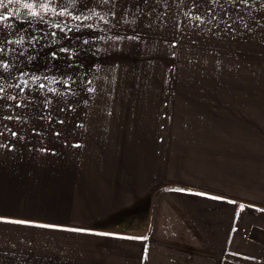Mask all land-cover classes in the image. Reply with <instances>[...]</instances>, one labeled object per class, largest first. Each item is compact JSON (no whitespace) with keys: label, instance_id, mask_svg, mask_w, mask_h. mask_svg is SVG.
Instances as JSON below:
<instances>
[{"label":"crops","instance_id":"obj_1","mask_svg":"<svg viewBox=\"0 0 264 264\" xmlns=\"http://www.w3.org/2000/svg\"><path fill=\"white\" fill-rule=\"evenodd\" d=\"M231 102L176 137L115 112L0 110V264H264L234 236L264 244V102Z\"/></svg>","mask_w":264,"mask_h":264},{"label":"rangeland","instance_id":"obj_2","mask_svg":"<svg viewBox=\"0 0 264 264\" xmlns=\"http://www.w3.org/2000/svg\"><path fill=\"white\" fill-rule=\"evenodd\" d=\"M24 2L5 0L6 8L0 9L4 15L19 13L4 22L10 28L0 25L5 48L0 58L10 65L7 71L0 69L5 88L0 96L24 98L5 100L0 110L115 112L114 118L124 117L119 121L123 127L142 128L154 120L176 137L175 129L186 134L201 126L202 106L210 110L217 101L264 102V0L225 5L227 16L219 5L213 6L217 21H234L229 31L223 23L217 27V21L197 27L198 21L184 15L191 11L206 19L211 15L208 0H52L47 12L36 7L40 16L35 18L26 14ZM62 11L70 15H59ZM20 35L25 37L22 46L7 43ZM33 36L37 39L31 40ZM21 69L27 75L19 79L41 78L30 81L24 92L14 87ZM53 78L59 82L50 84ZM39 83L46 88L39 89ZM47 87L64 94L50 93ZM187 136L196 139L198 134L183 138ZM142 211L145 218L147 208ZM252 213L253 225L263 226L264 215L256 209ZM145 224L132 228L144 230ZM234 236L237 256L258 261L259 250L264 255V244L247 232L236 228Z\"/></svg>","mask_w":264,"mask_h":264},{"label":"snow or ice","instance_id":"obj_3","mask_svg":"<svg viewBox=\"0 0 264 264\" xmlns=\"http://www.w3.org/2000/svg\"><path fill=\"white\" fill-rule=\"evenodd\" d=\"M16 3H20L21 0H15ZM52 2V0H47V2H45V0H33V2H27V0H25V2L23 3V7L27 10H29L26 14L28 16H31L33 18L40 16V12L36 11V7L41 8L43 11L47 12L49 10V4ZM75 2V0H73V3ZM13 3V0H7V4H11ZM209 3V9L208 11L211 13L210 16H207L206 19H201V17L199 15L196 16H192L191 11L184 13V15L186 17H191L192 20L194 21H198L199 23L197 24V27H199L201 24L207 23V24H212L214 21H217V16H216V12L214 10L215 5H219L220 8L224 11L225 16L228 15V9L225 7V5H233L235 6L237 3H241V4H246L248 3V0H208ZM6 8V3L5 0H0V9ZM53 12H55V8L51 9ZM59 15H65L68 14L70 15V13H67L66 11H62L60 13H58ZM96 14V13H93ZM11 15H19V13H10L9 15H4L3 12H0V25L4 26V27H11V25L5 24L4 22L9 20ZM98 15V14H97ZM42 18V17H41ZM76 19H80L79 16L75 17ZM90 17L85 16L84 19H89ZM237 19H242L241 17H237ZM220 23H223L226 27H225V31H229V30H234L233 29V23H229L228 20L224 19L223 17L219 18V20L217 21L216 26L219 27ZM57 27H59V25H56ZM246 27V25H245ZM31 40H36L37 37L33 36L30 38ZM25 41V37L23 35H20L18 39H16L15 41H11L8 40L7 43H15L16 45H23ZM87 42V41H85ZM4 41L0 40V54H3L5 52V48L3 47ZM13 51H15L13 49ZM61 51H67V49H61ZM20 55H23V52L20 53ZM29 59H31V57H29ZM10 68V65L5 63L3 61L2 58H0V69H3L5 71H7ZM22 76L27 75L26 73H22ZM11 78V77H10ZM0 79H2V73H0ZM41 78L37 77L35 75H32L31 77H29V79H21L19 83L15 84L14 87L19 88L21 92H24L25 88H28L30 85V81L32 83H35L36 81H39ZM44 79H49L48 77H44ZM59 81H57L55 78L51 79L49 81L50 84L52 83H58ZM64 84H67L68 81L64 80L63 81ZM90 83V82H89ZM23 85V86H22ZM39 89H44L46 88V85L44 83H39L38 85ZM89 92L93 91L92 88H88L87 89ZM47 91L50 93H54L56 95H63L64 93H61L59 89L56 88H52V87H47ZM5 92V88L3 87L2 84H0V93H4ZM18 99H24L23 97H18L16 95H5V96H0V107L3 106L2 102L5 100H12V101H16ZM50 103V101H45V106H47V104ZM86 103V102H85ZM26 106V105H25ZM9 107H11V105H9ZM16 107H20L19 104L16 105ZM6 119H13V117L8 116V117H4ZM16 119H19V117H16ZM13 136L17 135L15 132L11 133ZM0 147H5V145L0 144ZM215 198V197H214ZM242 207V206H241ZM15 223H28L26 221H15ZM42 227H55L52 225H41ZM69 231H76V232H83L86 231L84 229H67ZM98 235H110L108 233H98Z\"/></svg>","mask_w":264,"mask_h":264},{"label":"water","instance_id":"obj_4","mask_svg":"<svg viewBox=\"0 0 264 264\" xmlns=\"http://www.w3.org/2000/svg\"><path fill=\"white\" fill-rule=\"evenodd\" d=\"M139 233H142L143 232V230H140V231H138Z\"/></svg>","mask_w":264,"mask_h":264}]
</instances>
